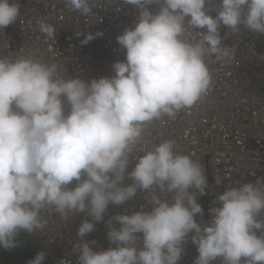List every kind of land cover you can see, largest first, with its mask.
<instances>
[{
	"label": "clouds",
	"instance_id": "obj_1",
	"mask_svg": "<svg viewBox=\"0 0 264 264\" xmlns=\"http://www.w3.org/2000/svg\"><path fill=\"white\" fill-rule=\"evenodd\" d=\"M66 2L82 15L92 12L93 0ZM205 2L125 0L141 7L139 21L116 38L126 57L103 61L97 72L105 78L99 80L65 79L57 64L39 59L0 58V248L13 249L18 234L26 235L41 251L29 264L44 258L52 264L30 235L45 227L41 213L51 210L63 219L89 216L77 232L82 242L74 246L79 264H212L218 257L223 264H241L242 258L264 264V236L254 231L264 229L256 219L264 210V181L227 188L203 227L196 218L205 214L211 179L198 162L175 151L174 142L138 156L128 173L133 183L121 186L142 125L192 107L211 82L205 56L232 55L221 47L220 24L236 31L243 22L264 34V0H221L215 18L206 14ZM154 3L162 5L156 14L144 7ZM19 16L16 0H0V30ZM188 29L206 31L193 41L184 38ZM40 30L54 33L42 22ZM99 35L87 34L82 43ZM165 194H172L171 202ZM130 199L133 214L117 215L108 221V233L101 230L109 204ZM191 232L197 250L185 239ZM89 233L98 252L83 242Z\"/></svg>",
	"mask_w": 264,
	"mask_h": 264
},
{
	"label": "built area",
	"instance_id": "obj_2",
	"mask_svg": "<svg viewBox=\"0 0 264 264\" xmlns=\"http://www.w3.org/2000/svg\"><path fill=\"white\" fill-rule=\"evenodd\" d=\"M16 2L20 5V16L13 25L0 30V58H33L45 64L55 63L65 79L79 78L85 82L103 77L97 72L100 59L109 62L126 57V50L116 38L126 29L135 27L141 11L140 6L125 3V0H93L92 12L87 15L73 10L66 0ZM161 6L154 3L144 7L156 14ZM220 8L221 0L205 2L204 10L213 18ZM41 22L54 29L51 37L40 30ZM185 25L187 27V19ZM203 31L206 29H188L184 38L194 41L200 38L197 33ZM90 33L102 35L83 44ZM219 33L221 47L231 49L232 55L227 58L205 56L211 82L192 107L142 125L141 138L132 146L124 174L127 177L134 169L138 156L163 141L174 142L175 151L198 163L206 161L210 153L209 166L200 165L206 179H211L205 214L196 218L202 227L211 221L210 210L220 206L219 195L227 188L250 183L246 180V171L247 176L262 174L264 181V165L263 170L257 169L258 161H264V34L251 31L243 22L236 31L220 24ZM64 108L67 115L70 107L64 104ZM222 160H227L231 167L217 179L216 164ZM234 168L239 172H233ZM129 180L133 183L131 178ZM75 186L76 181H73L68 187ZM165 198L171 202L172 194H166ZM130 201L118 206L110 203L103 220L98 222L100 229L108 232V221L113 217L131 215L135 206L130 205ZM258 214L260 217L256 219L264 222L261 218L264 210ZM41 215L47 221L45 227L29 234L37 238L47 259L52 264H60L62 260L79 264V253L74 246L82 242L77 232L85 219L90 220L87 213L72 214L67 219L51 210ZM112 226L120 227L114 220ZM254 231L258 237L264 236V229ZM194 234L189 233L185 239L192 241ZM86 241L98 252L90 233L83 237V242ZM212 264H223V258L218 257ZM241 264H244L243 258Z\"/></svg>",
	"mask_w": 264,
	"mask_h": 264
},
{
	"label": "trees",
	"instance_id": "obj_3",
	"mask_svg": "<svg viewBox=\"0 0 264 264\" xmlns=\"http://www.w3.org/2000/svg\"><path fill=\"white\" fill-rule=\"evenodd\" d=\"M17 247L13 249L0 248V259L7 264H29L41 251L34 241H30L26 235L16 237ZM43 264H47L44 258Z\"/></svg>",
	"mask_w": 264,
	"mask_h": 264
},
{
	"label": "bare ground",
	"instance_id": "obj_4",
	"mask_svg": "<svg viewBox=\"0 0 264 264\" xmlns=\"http://www.w3.org/2000/svg\"><path fill=\"white\" fill-rule=\"evenodd\" d=\"M240 40V39H239ZM103 61H104V59L102 58V59H100V62H99V65H102L103 64ZM102 78H105V77H102ZM209 156H210V153L209 154H207V156H206V161H202L201 163L199 162V164L201 165V166H204V165H207V166H209V164H208V158H209ZM227 160L226 161H220V163H218V164H216L217 165V167H216V169L218 170V173H217V179H219V176H220V174L221 173H226V172H229V168L231 167V165L230 164H228L227 165ZM262 165H264V161H258V167H257V169H261V170H263V166ZM233 172H239V169L238 168H234V170H233ZM246 173H247V171L244 173L245 174V176H246V180H247V182H254L255 184H256V181L258 180V179H260L261 181H262V177H261V175L259 176H255V175H250V176H247L246 175ZM130 178L127 176V177H124V179H123V181L121 182V186H129V185H131L132 184V182L129 180ZM190 191L191 192H194V189H190ZM158 192V190L156 191V193ZM140 190H137V194H138V196L136 197V200L137 201H139V195H140ZM153 193L152 192H150V191H147V196L149 197V196H151ZM166 195V194H165ZM133 214V213H132ZM256 216L257 217H260V214H256ZM261 218H264L263 216L261 217ZM86 242H90V241H86ZM189 242L191 243L190 244V248L191 249H193V248H195L196 250H197V247H196V245L195 244H193V242L191 241V240H189ZM74 244H76L75 242H74ZM178 264H188V262H185V263H183L181 260H179L178 261Z\"/></svg>",
	"mask_w": 264,
	"mask_h": 264
},
{
	"label": "water",
	"instance_id": "obj_5",
	"mask_svg": "<svg viewBox=\"0 0 264 264\" xmlns=\"http://www.w3.org/2000/svg\"><path fill=\"white\" fill-rule=\"evenodd\" d=\"M109 231V230H108ZM107 232V231H106ZM108 233V232H107ZM94 234L96 235V236H101V234L99 233V232H97V231H95L94 232Z\"/></svg>",
	"mask_w": 264,
	"mask_h": 264
}]
</instances>
